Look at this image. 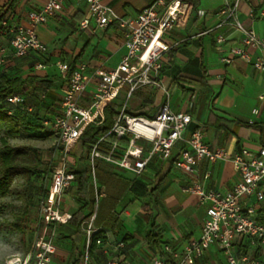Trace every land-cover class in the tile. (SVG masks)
I'll return each mask as SVG.
<instances>
[{"label":"crops","instance_id":"crops-1","mask_svg":"<svg viewBox=\"0 0 264 264\" xmlns=\"http://www.w3.org/2000/svg\"><path fill=\"white\" fill-rule=\"evenodd\" d=\"M48 1L0 0V57L5 60L0 67V83L15 82L28 112L41 118H54L61 112L67 79L59 64H69L72 69L86 65L89 82L78 103L89 107L96 86L94 71L100 67L116 68L127 52L121 28L117 25L99 28L90 20L85 2L66 0L63 8L47 23L36 27L47 52L16 57L10 46L12 30L29 27V13L41 10ZM188 1L191 4L188 18L166 32L163 38L171 49L163 58L160 86L143 87L129 99L126 89L117 103L122 107L126 104L127 113L144 107L142 117L152 119L169 96L173 111L189 113L193 118L185 139L193 130L201 129L211 149H224L230 156L243 148L256 152L264 147V69L257 70L253 63L240 57H235L230 64L222 61L231 57V48L243 47V35L239 31L229 24L218 27L223 20L220 10L224 0H198L196 11L191 0ZM153 2L155 0H110L108 4L119 16L135 18ZM86 19L90 20L89 26L81 29L80 23ZM238 19L245 28L254 30L264 39V0H244ZM202 33L206 34L200 36ZM219 36L224 38L223 44L217 43ZM248 52L252 61L257 57L264 59V48H248ZM138 145L144 155L151 149L146 140L139 141ZM184 146L185 142L180 141L173 156ZM88 156L89 153L83 155L87 167ZM80 169L82 165L75 164L70 156L69 170L74 173ZM207 172L210 177L204 181ZM96 173L103 193L95 222L96 232H101L98 239L101 244H96L89 253V264H108L115 260L119 264H154L155 259L171 261L172 254L165 248L180 252L191 241L199 240L206 218L207 205L201 204V199L185 188L203 183L207 190L226 194L240 179L230 160L213 163L203 160L192 174H186L175 168L172 160L159 156H155L139 176L100 160ZM164 173V181L155 187ZM89 184L92 186L90 179ZM78 189L76 176L61 203V210L72 216L83 208L85 214L91 211L79 198ZM261 212L264 218V208ZM44 230L45 226L37 236ZM46 230L48 237L53 233L57 248L52 264H83L87 253L84 233L75 235L76 228L69 223L48 225ZM150 232L158 235L159 243L149 240ZM235 251L249 253L264 264L263 246L252 247L240 240ZM195 264H227V261L216 247H211Z\"/></svg>","mask_w":264,"mask_h":264},{"label":"built area","instance_id":"built-area-1","mask_svg":"<svg viewBox=\"0 0 264 264\" xmlns=\"http://www.w3.org/2000/svg\"><path fill=\"white\" fill-rule=\"evenodd\" d=\"M65 1L49 0L41 10L29 13V27L19 26L12 30L10 46L16 57H24L31 52H47V46L37 36L36 27L47 23L49 18L63 8ZM72 1L85 2L89 8L90 20H94L99 28L111 25L121 28L125 33L127 52L116 68L100 67L94 71L96 86L89 107H82L78 103L89 82L86 65L80 64L72 69L69 64H59L61 73L67 79L61 112L52 120L44 122L45 126L54 132L59 151V158L52 166L50 190L40 209L45 230L42 235L37 236L28 253L12 256L7 264H52L57 248L53 233L48 237L46 229L48 225L55 227L67 224L73 217L72 214L61 210V203L63 196L76 180V175L69 170L74 146L88 126L103 123L106 107L112 102H117L124 90L127 89L126 96L129 99L143 87L160 86L163 58L171 49L164 44V35L188 18L191 5L188 0H155L135 18H126L114 11L108 4L110 0ZM243 1L224 0L220 10L223 20L218 27L229 24L243 35V47L231 48V57H225L222 61L230 64L235 57H240L253 63L257 70H262L264 59L257 57L252 61L248 48L263 49L264 39L259 38L254 30L245 28L239 21L238 12ZM90 20H83L80 28L87 29ZM204 34L206 33L200 36ZM224 41L222 36L217 38L218 44H223ZM4 61V57H0V67L4 65ZM168 98L169 96L152 119L130 115L124 104L113 128L99 138L90 151L88 165L94 190V207L84 222L87 253L83 264H88V249L96 233L95 222L103 197L97 180V161L139 176L155 156L172 160L173 166L186 174H192L194 167L203 160L210 163L230 160L240 179L226 194L207 190L203 183L187 186L186 192L198 196L201 204L207 205L202 235L199 240L188 243L180 252H172L166 247L165 250L172 254V260L155 259L154 264H195L211 247H216L224 255L227 264H262L249 253L238 254L235 246L242 240L252 247H264V220L261 218L264 208V147L256 152L243 148L234 156H230L224 149H211L206 144L201 129L193 130L189 138L185 139V133L193 118L189 113L173 111ZM7 101L12 105H20L24 98L19 94L10 95ZM110 136L116 140L107 150L101 151V146L106 143L105 139ZM123 139L128 140V145L122 149L118 141ZM141 140L151 144L147 155H144L143 148L138 145ZM180 141H184L185 146L173 156ZM209 177L210 172H207L204 181ZM97 244H101V240H98ZM108 264L119 263L115 260Z\"/></svg>","mask_w":264,"mask_h":264},{"label":"trees","instance_id":"trees-1","mask_svg":"<svg viewBox=\"0 0 264 264\" xmlns=\"http://www.w3.org/2000/svg\"><path fill=\"white\" fill-rule=\"evenodd\" d=\"M191 2L193 3V11H196L198 7V0H191ZM14 83L15 82H11L7 85H2L0 83V133L4 134V137L2 138L3 145L0 148V199H4L11 194L12 186L16 177H23L27 181L35 179L41 181L39 187L40 197L38 203L39 212L37 222L30 224L29 212L25 209L7 225L11 231L27 234L35 230L38 232L43 227L40 209L42 203L48 196L51 186V181L47 185L44 179H46L45 175H51L52 167L47 170L43 169L42 160L39 157L38 150L35 148L26 146H11L8 143V140L19 138L21 135V128L25 130L28 137L34 140H49L51 138H55V135L54 132L44 124L45 121H50L52 118L33 116L30 112H28L25 102L20 105H12L7 101V98L10 95H17L19 93L18 87H15ZM121 110L122 105L117 102L110 103L105 109V120L103 123L100 125L92 124L88 126L71 152V156L73 157L75 164L82 165V169L74 171L77 176V180L79 181L78 196L80 199L84 200L85 207L90 208V210L94 207V190L89 184L90 168L84 165L85 159L83 158V155L85 153H90L92 148L97 144L98 139L105 136L113 128L116 118L119 116ZM144 111L145 108L143 107L133 113H128L132 116H144ZM105 140L106 143L101 146V151L103 152L107 150L109 145L116 139L110 136ZM118 142L120 146L123 147L128 145L127 140H119ZM165 174L166 173L158 179L155 187H158V185L164 181ZM50 179H52L51 176ZM83 209L77 211L68 222L76 228L75 235L77 236H81L83 233L86 236L84 222L88 217V213L85 214ZM262 220H264V218H262ZM100 235L101 232H96L93 235L88 249L89 253H91L93 248L96 246ZM148 238L149 240L155 239L156 242L159 243L158 235L153 232L149 233ZM32 244L33 240L29 250L31 249Z\"/></svg>","mask_w":264,"mask_h":264},{"label":"rangeland","instance_id":"rangeland-1","mask_svg":"<svg viewBox=\"0 0 264 264\" xmlns=\"http://www.w3.org/2000/svg\"><path fill=\"white\" fill-rule=\"evenodd\" d=\"M3 133H0V148L3 145ZM11 146H26L38 150L42 160L43 169L47 170L56 164L59 158V151L56 147V139L34 140L28 137L27 133L21 128V135L17 139H9ZM56 148V149H55ZM52 177V173L50 175ZM50 176L45 175L44 181L47 185L52 182ZM40 180L27 181L23 177H16L12 186L11 194L4 199H0V264H7L14 255H24L28 252L32 240L37 236V231L22 234L11 231L7 225L12 222L18 214L25 209L29 212L30 224L36 223L39 212V187ZM86 253L84 254V259ZM91 256H88V264Z\"/></svg>","mask_w":264,"mask_h":264}]
</instances>
